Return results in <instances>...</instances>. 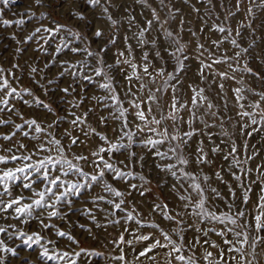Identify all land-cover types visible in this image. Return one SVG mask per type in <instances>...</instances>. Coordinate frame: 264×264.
<instances>
[{
    "label": "snow or ice",
    "instance_id": "obj_1",
    "mask_svg": "<svg viewBox=\"0 0 264 264\" xmlns=\"http://www.w3.org/2000/svg\"><path fill=\"white\" fill-rule=\"evenodd\" d=\"M64 2L72 17L77 21H86V16L79 9V0H64ZM87 2L93 9L100 8L102 15L99 18L107 20L114 28L117 26L119 21L113 19L109 12V8L113 7L112 0H104L103 3L102 0H87ZM143 2L147 7L146 0ZM251 2L253 0H250ZM8 3L9 0H0V4L5 7ZM33 3L36 7H44L45 0H33ZM161 4H163V0H161ZM240 4L241 0H236L237 11H239ZM247 11L249 16L254 17L252 7H249ZM27 15L36 22L37 26L25 36L23 41L17 39L14 34L9 38L18 45L35 41L36 46L33 51L51 56V60L47 61L44 67L48 68L50 65L58 67V73L52 78H48L46 85L40 84V87L44 89L45 96H48L49 91L55 93L58 90L63 93L60 102H64L68 96H72L73 99L67 101L70 105L67 115L60 116L52 107L53 103H56L55 100L49 99L45 102L27 88H20L18 91L16 87H12L6 78L5 70L0 68V94L4 96L3 99H0V113L7 108L9 113L19 115L23 121L22 124H14L10 118L6 120L0 117V126L14 124V130L10 134H0V139L10 142L17 132H21L24 137L36 141L31 145L17 141L12 147L0 146V216L4 220L11 218L21 224L38 220L41 229V231L26 232L22 228H17L15 224H6L0 225V234H6L9 240L20 241L26 250L33 249L34 245L37 246L39 252L36 259L41 264H49V262L52 264H61V262L63 264H78L77 258L82 253L89 257L101 256L103 253L94 249L83 248L72 253L60 250L57 246L61 238L67 242L66 247H71L73 244L78 246L79 241L71 232L61 230L51 221L54 218L66 220L72 211H78L82 215L90 217L96 227L100 228L101 225L97 223L91 209L74 208L75 200H79L81 203H90L93 206H98L99 202L111 206L113 211L106 214V219L114 216L115 210L124 212L123 206L126 202H130L133 203V210L127 212L123 219L135 222L139 234L136 232L131 234L137 244L134 245L132 239L126 240L125 238V233H129L131 225L124 227L120 220H110L109 222L113 226H120L123 231L120 232L118 240L109 241V243L116 245L120 254L111 255L108 259L119 261L121 264H129L125 258V248L121 247V245H126L132 249V259L137 264H143L144 261H148L150 264H159L157 261V255H159L157 250L159 249L167 250L164 253L165 264H172L173 258L180 264H199V258L195 257V250L207 245L218 249L219 254L216 258L213 252L205 248L202 257L205 264H225L224 248L216 241L208 239L209 235L214 233L223 240L224 245L228 246V253L239 255L238 264H252V260L246 258L244 248L249 245L251 240L250 247L253 250L251 255L254 260L257 245L264 244V235H262L264 233V194L259 196L252 211L248 212L249 218L245 219L249 203L248 193L251 188H245L242 175H249L252 172L251 168H245L244 165L251 161L256 153L247 155L248 146L245 144V159H240L238 147L235 140L232 139L233 133L225 126L226 121L220 111V106L205 94L206 89L204 87L189 83L188 88L192 93L190 99L182 100L178 94L183 85L181 73L186 69L185 62L190 59L185 52L186 45L181 44L179 38L176 37L170 39V48L164 47L162 50L155 51L157 59L162 58L163 51L175 61L173 70L168 71L166 64L156 67L154 63H151L148 51L143 52L140 63H136L133 57V49L128 44V37L125 36L127 54L124 50H117L114 54L115 63L112 64L104 59L107 45L99 47L98 51H93L91 48V42L104 36L102 29L97 28L91 37H87L82 35L80 30L73 29L68 24L52 20L46 12H40L37 15L30 7L27 9ZM229 15H234V13L230 12ZM134 21V17H128L130 26ZM11 23L9 20L3 21L5 26H9ZM15 23L23 25L24 20L20 19ZM154 23H160L155 8L152 9V19L146 20V25L141 26L136 34L140 46L143 47L149 43L145 39V34L152 30ZM183 24L184 21L181 20L182 28ZM247 26L251 27V22ZM161 27L163 28L162 24ZM242 27H244L243 24L237 26L236 37L242 35ZM213 30L226 34L219 41H212L216 49L219 50L221 44L228 42L236 51L233 56H228L226 53L217 56L205 48L203 44L197 42L196 59L199 62L197 75L202 84L207 81L206 69L209 70L213 83L217 77L220 79L221 83L218 85L217 96L223 101L225 110L228 108V99L224 93L223 81L233 80L241 85L231 89L235 105L239 109L236 113L240 118L237 124L240 125L241 135L251 136L253 132L259 129L252 127L251 131H247L250 126L259 124L264 127V106H262L264 105V92L245 87L243 78L238 80L236 75H230L229 72L245 73L260 81H264V72L254 71L246 60L241 65V60L249 49L241 47L238 40L232 36L231 28L213 25ZM164 35L166 38L173 37V33L168 29H164ZM192 35L195 36L196 33L192 32ZM115 43L116 35L113 33L108 44L115 45ZM151 47L157 48L155 40L151 41ZM15 52L20 54L22 49L17 47ZM206 52L208 55L205 59L203 57ZM64 54H67L69 58L59 60V63L56 64L59 57ZM77 56L83 58L72 59V57ZM209 60L211 63L208 62ZM92 61H95V64ZM260 63L264 64V57L260 58ZM121 65L130 69V72L122 70L121 73L127 83L123 99L117 92L115 78L111 75L113 70ZM216 65H227L228 70L214 69ZM18 67V64L12 65L13 69ZM37 71V67L30 68L31 74H35ZM39 71L43 72V69H39ZM8 74L12 75L18 82L19 78L15 77L11 70ZM65 75H69L71 81L67 86L59 87L57 81ZM158 77L161 78L160 84H157ZM44 79L45 76L42 75L41 80ZM78 81L96 84L99 90L107 93L106 96L101 97L93 95L91 99L97 104L102 103L104 108L110 110L109 116L118 122V126L112 129V137L98 131L88 122V116L94 111L93 108H88L82 115L73 111V109H79L88 98L86 88H81L79 99L76 98L74 85ZM54 85L55 87H53ZM134 88L135 90H133ZM169 90L170 98L166 99ZM245 92L251 93L258 99L245 104L244 101L247 99L244 95ZM24 95L31 97V100H23L25 105L31 108L35 104L44 111L45 116L54 117L51 123H46L44 120L38 122L39 118L37 117L25 118L23 113L18 112L14 107H9V97L22 99ZM125 103L128 107L124 106ZM185 113H187V119H185ZM108 118L101 116L99 122L107 125ZM213 120H219V124L211 122ZM61 121H67L71 125V131L65 129L58 138L55 131L52 130ZM168 121L171 122V128L167 123ZM197 122L202 127H197ZM236 126V124L232 125L233 128ZM25 127L28 131H24ZM216 128L220 129L219 133L209 131V129ZM32 130L36 135L31 134ZM76 130H79L80 136L72 134ZM41 134H43V139H41ZM216 135L220 137V144H216L214 141ZM198 136L201 139L197 142L195 151H191L192 141ZM94 137L98 138L100 143L92 146L89 141ZM204 137L210 142V148L205 145ZM64 139L69 140L67 145L63 143ZM229 141L231 147L224 155V160L227 161L231 158L229 167L239 169L240 175L236 172H232L231 175L234 180L240 181L239 187L244 188V194L243 207L237 208L236 193L229 185L228 192L233 197V201H225L228 209L225 212L215 203L217 200H223V195L217 187L211 185V176L204 174L201 166L210 165L212 163L210 156L222 153L224 149L221 145H226ZM80 146L82 147L79 153L72 151L73 148ZM134 147L145 150L138 157L140 173L132 170L137 163V153L133 150ZM69 152L71 159L68 158ZM117 154L124 158L117 159ZM148 156L153 157L154 167L157 170V187L163 189L167 186L168 191L174 194L178 201V206L175 209L170 208L167 203H153L151 205V213H158L163 220L177 225L176 228L171 229V232L165 231L155 220L144 222L138 218L139 213L133 214L137 212L135 203L126 199L132 197L134 192L140 197H144L151 191L150 188L145 187L152 182L151 169L147 175L143 173ZM262 167L264 165H257L258 178L264 176V172H261ZM86 169H91V171ZM161 173L163 176H160ZM214 175L218 182H224L222 170L216 171ZM70 177H76V179H70ZM129 178L138 179L140 184L129 183ZM168 178L173 181L170 186L167 183ZM113 182H124L127 186L121 190L115 187ZM37 185L40 187L37 188ZM98 186L102 188L104 194L93 195L92 190ZM13 189H19V193L14 194ZM26 191L30 192L31 195H25ZM261 192L264 193V187L261 188ZM85 195L88 196L86 201L81 199ZM108 197H112V199ZM63 207H67L69 211H62ZM101 211L104 209L101 208ZM252 212L255 213L254 216ZM189 219L192 220L191 224L188 223ZM45 220L49 222L45 223ZM207 225L212 226L207 227ZM216 225L221 227L217 228ZM79 227L91 234V229L85 228L84 225H79ZM49 229H54L53 234L56 239L45 237L43 230ZM144 229L150 231L145 234ZM189 229L194 230L196 235L191 241L185 243L184 233ZM253 230L256 233L255 236H251ZM173 235L179 237V244L172 238ZM237 244L239 247H236ZM19 247L20 245L10 247L3 238H0V264H7L9 255L19 260V264H30L26 257L19 256L17 251ZM184 251H191L193 255L186 257L183 255ZM230 261H236V255H232Z\"/></svg>",
    "mask_w": 264,
    "mask_h": 264
},
{
    "label": "rangeland",
    "instance_id": "obj_2",
    "mask_svg": "<svg viewBox=\"0 0 264 264\" xmlns=\"http://www.w3.org/2000/svg\"><path fill=\"white\" fill-rule=\"evenodd\" d=\"M104 0H102V3ZM147 7L143 0H112L113 7L109 8V12L112 14L113 19L119 21L117 26L112 27L109 22L105 19L99 18L102 13L99 7L93 9L87 2V0H79V9L86 16V21H77L74 17L70 15L68 10V6L65 4L64 0H45L44 7H36L34 6L33 0H9L7 7L0 4V68L5 70V76L9 80L12 87H16L19 91L20 88L30 89L35 96H38L41 100L47 102L49 99H53L56 103H53L52 107L57 111L60 116H66L67 110L70 105L67 101H71L73 99L72 96H68L65 98L64 102H60V98L63 96V93H60L58 90L53 93L49 91L48 96L44 95V89L40 87V84H47V79L52 78L55 74L58 73L59 69L55 65H50L48 68H45L44 65L47 61L51 60L50 55H43L40 52L33 51L35 45V41H30L27 44H17L14 40L9 37L13 34L17 37V39L23 41L25 36L31 32L34 27L37 26L34 20H31L27 15V9L32 8L37 15L40 12H46L52 20H55L62 24H68L73 29H78L81 31L82 35H86L87 37H91L92 33L100 28L104 32V36L99 40H95L91 42V48L93 51H98L99 47L107 45L106 51L104 53V59L108 63H115V53L117 50H124L126 52L124 37H128V44L131 45L133 49V57L136 63H140V58L143 55V52H149V60L151 63H154L156 67H160L166 64L167 70L172 71L175 61L171 59L166 52L162 51V58L157 59L155 57L156 50H162L164 47H171L170 39H174L176 37L179 38L180 43L186 45L185 52L189 55L190 59L186 61V69L183 73H181V80L183 81V85L181 87L180 92L178 93L182 100L191 97V90L188 88L189 83H193L198 87H204L206 89V95L209 96L214 102H216L220 106V111L223 115L224 120L226 121V127L228 130L233 133L232 139L235 140L236 145L238 147V151L240 154V159H245V148L244 145L247 144V155H252L253 152L256 153L255 157L244 165L245 168H251L252 172L249 175H242V181L245 188L250 187L251 191L248 193L249 203L246 209L245 219H248V212H251L253 209V205L258 202V198L261 194V188L264 187V176L258 178L256 173L257 165H264V127H261L259 124L250 126L247 131H251L252 127H256L259 130L253 132L251 136L241 135L240 133V125L237 124V121L240 118L236 115L239 110L233 99V94L231 89L234 87H240L241 85L237 84L233 80H225L223 81L224 93L226 98L228 99V108L227 110L223 107V101L220 100L217 96L219 92L218 85L221 83L220 79L217 77L215 83H213V78L209 73V70H205V75L207 76V81L205 83H201L200 77L197 75V70L199 68V62L196 59V45L197 42L203 44L205 48L209 49L215 55L219 56L222 54H227L228 56H233L236 49L232 47V45L228 42H225L220 45L219 50L216 49L212 41H219L223 35L217 31L213 30V25H221L226 28L232 29V36L238 40V43L241 47L248 48L247 54L241 60V65L246 60L250 67L254 69V71L264 72V64L260 63V58L264 57V0H253L250 3V0H241L239 11L236 8V0H163V4H161V0H146ZM252 7L254 12V17L248 15V8ZM155 8L157 11V15L160 18V23H154L152 30L145 34V39L149 41V43L145 46H140L136 39V34L141 26L146 25V20L152 19V9ZM234 13V15H229V13ZM23 14V15H21ZM174 14V16H173ZM132 16L135 18V21L131 24L128 23V17ZM23 19V25H17L15 22L17 20ZM4 20H9L12 23L9 26H5L3 24ZM181 20L184 21L183 28L181 26ZM251 22V27L247 25ZM48 23V21H45ZM163 25V28L161 27ZM243 24L244 27L241 28L242 35L240 37H236V29L237 26ZM164 29H168L173 33L172 38H166L164 35ZM203 29V31H201ZM192 32H195L196 35L193 36ZM115 33L116 35V43L115 45L108 44V40L110 36ZM155 40L157 42V48L151 47V41ZM251 45V47H249ZM81 46L83 44L81 43ZM20 47L22 52L17 54L15 49ZM49 47V46H46ZM127 54V52H126ZM208 53L204 54L203 58H207ZM69 58L67 54L61 55L59 59L56 61V64L59 63V60ZM83 57L77 56L72 57V59H82ZM211 63V61H208ZM231 62V61H230ZM95 64V61H92ZM18 64L19 67L13 69L12 65ZM31 67H37L38 71L35 74L30 73ZM39 69H43V72L39 71ZM214 69H218L219 71H227V65H216ZM9 70L15 74V77L19 78L18 82L13 78L12 75H9ZM122 70L125 72H130V69H127L126 66L121 65L119 68H116L111 73L115 78V87L118 93H120L121 99H123L124 90L127 87V83L124 79V75H122ZM230 75H236L237 79L243 78L244 86L254 89L255 91L264 92V81L257 80L255 77L250 76L245 73L237 72L231 73ZM45 76L44 80H41V76ZM141 75L143 73L141 72ZM71 81V77L69 75H65L57 81L59 87L67 86ZM39 82V83H37ZM161 83V78H157V84ZM55 87V85L53 86ZM76 89V98L79 99L81 88H86L87 99L84 101L83 105L79 109H73L77 114H81L87 110L88 108H93L94 111L88 116V122L96 127L98 131L106 133L109 137H112V129L118 126V122L114 121L109 116V109L104 108V105L97 104L96 101L92 100L91 97L93 95L97 97L106 96L107 93L98 89L96 84H88L87 81L77 82L74 85ZM155 87V86H153ZM135 90V88L133 89ZM244 95L247 99L244 101L245 104L258 99V97L252 96L251 93L245 92ZM4 96L0 94V99H3ZM170 98V90L168 97ZM9 107H14L20 113H23L25 118L29 117H37L39 120H44L46 123H51L54 119L51 115H44V111L35 106L30 108L23 103L24 99L31 100V97L24 95L23 98L9 97ZM128 107L127 103L124 105ZM264 106V105H262ZM251 111V109H248ZM107 116L108 121L107 125L101 124L99 122V117ZM0 117L3 119H11L14 124H22L23 121L20 119L19 115L14 113H9L7 108L5 111L0 113ZM231 118V119H229ZM185 119H187V113H185ZM211 122L219 124V120H213ZM169 127L171 128V122H167ZM14 124L10 123L6 126H0V134H10L14 130ZM233 124L237 126L235 128L232 127ZM197 127H202L197 122ZM65 129L71 131V125L67 121H61L57 124V127L52 131H55L57 137L59 138ZM185 130L186 127H185ZM24 131H28L25 127ZM209 131L214 133H219L220 129H209ZM32 135H36L34 130H32ZM73 135L80 136L79 130H76L72 133ZM43 134H41V139H43ZM81 139L83 137L81 136ZM201 139V137H195L192 141L191 151H195V147L197 142ZM205 145L210 148V142L207 141V138L204 137ZM17 141L23 142L25 144H34L36 141L30 140L23 136L21 132H17L16 136L13 137L12 141L7 142L0 139V146L3 147H12ZM214 141L216 144H220V137L216 135L214 137ZM63 143L67 145L69 143L68 139H64ZM100 141L98 138H93L89 141V144L95 146L99 144ZM224 149L222 153H218L215 156H210V160L212 163L210 165L201 166L204 174L211 176V185L213 187H217L218 190L223 195V200H217L215 203L219 206L223 211H227V204L225 201L232 202L233 197L228 192V186L231 185L233 190L236 193L235 203L237 208L243 207V194L244 188L239 187L240 181H236L232 178L231 173L236 172L238 175L241 173L239 169L230 168L231 158L229 160H224V155L230 150L231 142L229 141L226 145H221ZM81 147L73 148L72 151L79 153L81 151ZM137 153V163L135 167L132 169L136 173L141 172V168L138 162V157L145 151L139 147H134L133 149ZM55 155V153H53ZM68 158L71 159V153H68ZM117 159H123L124 157L117 154ZM14 166V165H12ZM194 167V166H193ZM151 169L152 182L150 184L145 185L146 188H150L151 191L148 192L144 197H140L137 193L134 192L132 197H127L128 201H132L135 203V207L137 212H134V215L139 213L138 218H141L144 222H150L155 220L157 223L161 225L165 229V231L171 232L172 228H176L177 225L175 223H169L158 214L151 213V205L153 203H167L170 208L175 209L178 206V201L174 194L168 191V187L161 189L157 187L156 178H157V170L154 167L153 157L148 156L145 161V166L143 168V173L147 175L149 170ZM87 171H91V169H86ZM127 170V169H126ZM191 170V168H190ZM222 170V176L224 177V182L220 183L215 179L214 173L216 171ZM261 172H264V167L261 168ZM160 176H163L161 173ZM70 179H76V177H70ZM129 183H135L137 185L140 184L138 179L129 178ZM19 183V181H18ZM114 186L124 190L126 188V184L124 182H113ZM168 186H170L173 181L171 178L167 180ZM37 188L40 186L37 185ZM14 194L19 193V189H13ZM92 194H104L101 187H96L92 190ZM25 195H31L30 192H25ZM112 199V197H108ZM159 198V199H157ZM75 200V198H73ZM82 200H87L88 196L85 195L81 197ZM125 211L120 212L119 210H115L116 214L114 216L108 217L106 219V214L110 211H113L112 207L104 204L103 202H99L98 206H93L90 203H81L79 200H75L74 208L75 209H91L93 215L96 217L97 223L101 225L100 228L96 227L90 217L82 215L78 211H72L66 220H60L58 218H54L51 223L56 227L60 228L65 232H71L76 239L79 241V245H71V247H66V241L61 238L60 243L58 244V248L63 251H68L72 253L73 251H79L81 248L96 250L103 255L101 256H85L83 253L79 258H77L78 264H121L119 261H112L108 259L111 255H119V250L115 244L109 243L110 240H118L120 232L123 231V228L120 226H113L109 221L110 220H120L121 224L124 227L131 225V229L129 233H125L126 240L132 239L133 244L136 245L137 242L134 240L132 232H137L136 224L134 221H125L123 217L127 212H131L133 210V203L126 202L123 206ZM101 208L104 211H101ZM62 211L68 212L69 209L67 207H63ZM46 215V213H45ZM174 215V213H173ZM254 216L255 213L252 212ZM49 221L45 220V223ZM188 223L191 224L192 220L189 219ZM254 223V220H253ZM6 224H15L17 228H22L26 232L31 231H41L39 228L38 220H31L28 224H21L19 221L12 220L11 218L4 220L2 216H0V225ZM79 225H84L85 228L91 229V234L84 231L79 227ZM105 225H107L105 227ZM212 225H207V227H211ZM204 227V226H202ZM215 227L219 228L220 225H216ZM11 231V229H9ZM150 230L144 229V233L147 234ZM54 229L43 230V234L46 238L56 239L54 236ZM185 243L191 241L193 237L196 235L194 230L189 229L185 233ZM256 233L254 230L251 233V236H255ZM264 235V233H262ZM0 238L5 240V243L10 247H16L20 245L17 249L20 257H26L30 264H41L36 257L38 255L39 249L37 246H33V249H25V246L15 239L9 240L6 234H0ZM179 244V237L173 235L172 237ZM231 239V237H229ZM208 239L212 241H216L217 244L221 245L224 248L225 252V264H238L239 255L236 253H228L227 245L223 244V240L216 236L214 233L210 234ZM251 243V240H250ZM249 245H246L244 248L245 256L248 260H252V264H264V244H258L255 249V259H252V248ZM121 247L125 248V258L129 262V264H137V262L132 259V249L127 247L126 245H121ZM236 247H239L237 244ZM207 248L208 251L213 252L214 257L218 258L219 250L215 248H211L207 245L204 248H197L195 250V257L199 258V264H205L202 259L204 255V249ZM159 255H157V261L159 264H165V256L164 253L167 251L166 249L157 250ZM183 255L192 256L193 253L191 251H184ZM232 255H236V261H230V257ZM7 264H19V260L11 257L10 255L7 257ZM52 264V262H49ZM63 264V262H61ZM143 264H150L148 261H144ZM172 264H180L179 261H176L174 258L172 260Z\"/></svg>",
    "mask_w": 264,
    "mask_h": 264
}]
</instances>
